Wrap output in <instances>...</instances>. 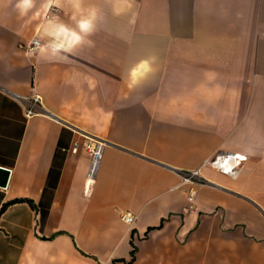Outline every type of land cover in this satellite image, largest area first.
<instances>
[{"label": "crops", "instance_id": "1", "mask_svg": "<svg viewBox=\"0 0 264 264\" xmlns=\"http://www.w3.org/2000/svg\"><path fill=\"white\" fill-rule=\"evenodd\" d=\"M0 169V264H264V0H0Z\"/></svg>", "mask_w": 264, "mask_h": 264}, {"label": "built area", "instance_id": "2", "mask_svg": "<svg viewBox=\"0 0 264 264\" xmlns=\"http://www.w3.org/2000/svg\"><path fill=\"white\" fill-rule=\"evenodd\" d=\"M40 47L39 39H33L28 44L23 45V50L25 53L32 55L35 54ZM9 98L19 103L25 110V116L30 118L35 115H43L44 109L42 105V99L39 94L32 93L29 97H22L15 93H12L8 90L1 89ZM85 150L90 155V165L87 173V181H86V190L88 191L90 188L93 179L96 176L99 163L102 158V153L104 149V143L97 140H89L88 143L84 146ZM77 147L75 146L72 150L76 152ZM243 157V159H241ZM246 161V156L242 154L235 153H221L212 158L207 159L202 167L211 168L218 173L233 177L238 169L242 166V164ZM178 177L180 178L181 184L188 186L186 203L187 210H192L195 198H196V189L195 187L198 185H207V181L201 176L200 169L195 170H173ZM121 220L131 226L134 223L135 217L131 213H124L121 215Z\"/></svg>", "mask_w": 264, "mask_h": 264}, {"label": "water", "instance_id": "3", "mask_svg": "<svg viewBox=\"0 0 264 264\" xmlns=\"http://www.w3.org/2000/svg\"><path fill=\"white\" fill-rule=\"evenodd\" d=\"M9 171L0 169V187L5 188L9 179Z\"/></svg>", "mask_w": 264, "mask_h": 264}, {"label": "trees", "instance_id": "4", "mask_svg": "<svg viewBox=\"0 0 264 264\" xmlns=\"http://www.w3.org/2000/svg\"><path fill=\"white\" fill-rule=\"evenodd\" d=\"M22 201H26V202L32 204V202L29 200H15L14 203L15 202H22ZM42 220H44V218H42ZM130 256H131V260L128 262V264H132L134 261V258H135V249L134 248L132 249Z\"/></svg>", "mask_w": 264, "mask_h": 264}, {"label": "clouds", "instance_id": "5", "mask_svg": "<svg viewBox=\"0 0 264 264\" xmlns=\"http://www.w3.org/2000/svg\"><path fill=\"white\" fill-rule=\"evenodd\" d=\"M17 6H18V7H24V4L21 3V4H18ZM143 67L147 69L149 66H148L147 63H145V64L143 65Z\"/></svg>", "mask_w": 264, "mask_h": 264}, {"label": "snow or ice", "instance_id": "6", "mask_svg": "<svg viewBox=\"0 0 264 264\" xmlns=\"http://www.w3.org/2000/svg\"><path fill=\"white\" fill-rule=\"evenodd\" d=\"M241 159H243V157H241Z\"/></svg>", "mask_w": 264, "mask_h": 264}]
</instances>
